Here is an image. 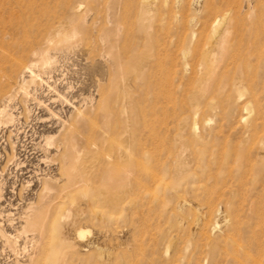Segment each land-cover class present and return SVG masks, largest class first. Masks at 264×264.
Here are the masks:
<instances>
[{"label":"rangeland","instance_id":"obj_1","mask_svg":"<svg viewBox=\"0 0 264 264\" xmlns=\"http://www.w3.org/2000/svg\"><path fill=\"white\" fill-rule=\"evenodd\" d=\"M250 205L264 0H0V264H51L52 225L60 264H232Z\"/></svg>","mask_w":264,"mask_h":264},{"label":"bare ground","instance_id":"obj_2","mask_svg":"<svg viewBox=\"0 0 264 264\" xmlns=\"http://www.w3.org/2000/svg\"><path fill=\"white\" fill-rule=\"evenodd\" d=\"M255 42H256V40H254V43ZM248 43H250V42H248ZM22 53L24 56L25 52H22ZM26 54H28V53H26ZM19 57H21V56H19ZM19 62L22 63V60ZM20 63L17 62V64H19V65H20ZM252 205H250V207H249V212H250L249 216L255 217L256 221H255L254 226L251 228L249 235L245 239L241 238L240 235H238L236 237L227 238L224 240V245H222L221 247L219 246V248H218L222 252V254H225V256L228 255L230 257L232 264H264V212H256V213L253 212V210L251 208ZM223 222H225V221L223 220ZM235 222H236V217H234V219H233L234 224H235ZM179 227H180V225H179ZM59 230L60 229L57 225H52L50 227V231L47 233V237H46V241H47V244L45 247L46 259L50 258L51 255L54 257L53 262L52 263L50 262L51 264H60L64 260V255H65L66 249L68 247V244L66 243L64 235L59 234V232H58ZM86 232L87 231H84V230H77L75 232V236L78 239L83 238L85 236ZM238 232H239V230L237 231V233ZM188 234L189 233L186 234V232H185V235H188ZM183 235H184V233L182 231L176 229V231L169 232L167 235H165L161 239H158L156 241V243H163L164 247L167 250H170L174 255H178V256H180L181 254L184 255V253L186 252L187 247L189 245V241L185 238V235L184 236ZM188 237H189V235H188ZM217 245H220V244H217L216 241L213 242L211 245H209L207 251H205V253L208 257L211 258V256H213V254L217 251ZM199 248H198V250H199ZM198 250H197V252H198ZM229 250H230V252H227ZM202 254H203V249H202L201 255ZM205 260H206V258H205ZM214 262H215V260H214ZM216 262H217V260H216ZM209 263H211V262L209 261Z\"/></svg>","mask_w":264,"mask_h":264}]
</instances>
